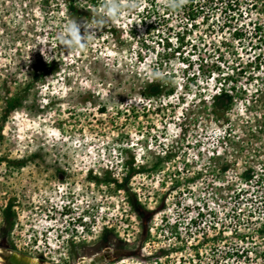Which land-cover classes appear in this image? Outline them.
Instances as JSON below:
<instances>
[{
    "label": "rangeland",
    "instance_id": "rangeland-1",
    "mask_svg": "<svg viewBox=\"0 0 264 264\" xmlns=\"http://www.w3.org/2000/svg\"><path fill=\"white\" fill-rule=\"evenodd\" d=\"M119 3L68 50L58 33L105 0H0V249L264 264V0ZM41 59L60 72L32 82ZM152 80L173 93L142 98Z\"/></svg>",
    "mask_w": 264,
    "mask_h": 264
},
{
    "label": "clouds",
    "instance_id": "clouds-1",
    "mask_svg": "<svg viewBox=\"0 0 264 264\" xmlns=\"http://www.w3.org/2000/svg\"><path fill=\"white\" fill-rule=\"evenodd\" d=\"M184 0H165V7L169 9H178L182 7ZM137 5L131 3L128 5L130 8H135ZM123 7L119 0H105L104 8L98 19L91 21H77L72 20L67 23L63 30L58 33L57 39L68 50H76L83 48L89 39V35L94 33L102 24L109 20L118 18L120 9ZM154 78L162 79V74L154 72Z\"/></svg>",
    "mask_w": 264,
    "mask_h": 264
},
{
    "label": "trees",
    "instance_id": "trees-1",
    "mask_svg": "<svg viewBox=\"0 0 264 264\" xmlns=\"http://www.w3.org/2000/svg\"><path fill=\"white\" fill-rule=\"evenodd\" d=\"M195 3V0H191V4ZM67 8V12L69 13V16L73 17L75 16V14H77V8L76 6H74L73 2H67L66 6ZM192 15L195 16V10L192 8ZM35 70L32 73V82H38V81H42L44 80L47 76L49 75H55L57 73L60 72V65L58 62H54V60L51 61H42L39 60L36 63V66L34 68ZM173 93L172 90H167L166 92H164V88H162L159 84V82H155L154 80H152V82H145L144 86L142 87V91L140 93V96L142 98H153V97H158V96H169ZM217 96H213L212 100L217 99ZM22 100L23 98L20 96H15L14 99L8 98L7 103V108L4 112L5 117L8 115V113H11L14 109H19L18 107H21L20 105H22ZM13 102V104L11 105L10 103ZM133 107V106H131ZM100 111L104 112L105 108H99ZM214 113H217L218 110L217 108L213 110ZM4 120V119H3ZM5 121V120H4ZM126 164H128V162H126ZM131 167H133V162L131 163ZM130 168V167H129ZM132 174L137 173L136 171H134L133 169L130 170ZM131 175V174H130ZM129 178V175L125 178V180L122 182V184L120 183L119 186H123L125 187V184L127 182ZM127 190V188H125ZM131 197V196H130ZM133 204V200H130Z\"/></svg>",
    "mask_w": 264,
    "mask_h": 264
},
{
    "label": "flooded vegetation",
    "instance_id": "flooded-vegetation-1",
    "mask_svg": "<svg viewBox=\"0 0 264 264\" xmlns=\"http://www.w3.org/2000/svg\"><path fill=\"white\" fill-rule=\"evenodd\" d=\"M0 253L3 254L4 257H7L9 264H41L36 259L21 256L16 252L0 249ZM83 260L84 259H81L80 262Z\"/></svg>",
    "mask_w": 264,
    "mask_h": 264
},
{
    "label": "water",
    "instance_id": "water-1",
    "mask_svg": "<svg viewBox=\"0 0 264 264\" xmlns=\"http://www.w3.org/2000/svg\"><path fill=\"white\" fill-rule=\"evenodd\" d=\"M101 255L105 256L106 258H104V257L101 256ZM101 255H95V256H93V257H94L93 260H92L91 262H88V264H101V262L106 263V262H107L106 259H107V257H108L107 253L104 252V253H102ZM104 263H103V264H104ZM80 264H81V262H80Z\"/></svg>",
    "mask_w": 264,
    "mask_h": 264
},
{
    "label": "bare ground",
    "instance_id": "bare-ground-1",
    "mask_svg": "<svg viewBox=\"0 0 264 264\" xmlns=\"http://www.w3.org/2000/svg\"><path fill=\"white\" fill-rule=\"evenodd\" d=\"M101 256H103V255H101ZM103 257L105 258V256H103ZM93 258H94V257L86 258V259H84V260L81 262V264H83V262H84V264H88V262H91V261L93 260ZM101 263H103V262H101Z\"/></svg>",
    "mask_w": 264,
    "mask_h": 264
}]
</instances>
